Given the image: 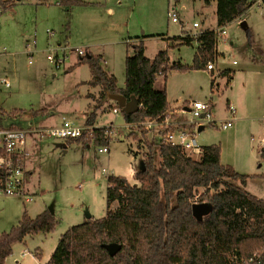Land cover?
I'll return each mask as SVG.
<instances>
[{
	"label": "rangeland",
	"instance_id": "374dc122",
	"mask_svg": "<svg viewBox=\"0 0 264 264\" xmlns=\"http://www.w3.org/2000/svg\"><path fill=\"white\" fill-rule=\"evenodd\" d=\"M9 1L5 11L0 9V50L6 48V52L0 54V78L7 77L11 84L6 87L0 81V122L4 126H25L28 121L45 126L58 123L63 117L86 121L93 108L92 105L83 114L89 100L87 94L94 92L86 84L90 79L89 65L77 64L79 56L69 52L65 66L57 69L46 60L50 46L68 43L69 47L83 48L85 53L101 56V66L115 75L118 87H123L125 57L132 54L131 45L138 36H145V52L152 57L155 49L151 44L156 42L157 34L172 37L185 33L170 21L168 11L172 8L188 29L194 21L203 28L219 29L215 1L206 5L204 0H84L85 4L71 6L68 10L57 5L56 0ZM109 9L112 12H108ZM5 15L9 18L2 20ZM242 17L221 27L226 34L218 35L216 58L212 63L216 66L214 73L221 65L232 67L236 76L245 73L234 78L235 94L217 88L211 92L212 73L205 67L169 68L166 81L164 75L159 74L154 84L156 89H166L168 104L187 120L192 119V115L182 111L186 101L211 98V119L204 121V129L196 133L202 146L221 144L219 140L227 135L229 130L219 128L218 124L228 113V102L235 106L238 103L235 96L247 110V117H253L251 132L257 135V128L264 126V3L255 2ZM243 20L246 26L241 25ZM47 30L53 33L49 35ZM169 41L167 64L179 61L191 65L197 42ZM31 50L32 63H28L27 52ZM216 81H220L218 76ZM113 106L114 101H104L96 111L99 123L92 124L114 127V134L106 144L108 152H99L102 145L89 142V137L67 144L65 152L51 140H31L33 144H28L27 182L36 193L28 203L18 196L0 195V233L16 226L24 211L35 217L51 207L56 225L49 233L27 234L22 241L15 242L6 264H45L60 235L70 226L87 220V213L95 219L105 216L109 175L124 176L131 184L137 183L134 173L146 159L147 143L154 138L163 140L166 128L163 125L143 129L136 124L125 127L122 111L113 113ZM250 129L249 123L246 126L248 138ZM121 135L125 137L120 138ZM87 143L89 147L85 146ZM191 155L199 157L198 152ZM260 163V176L249 182L248 191L264 198V155L258 158L257 165ZM116 207L118 202L114 201L109 208Z\"/></svg>",
	"mask_w": 264,
	"mask_h": 264
},
{
	"label": "trees",
	"instance_id": "16d2710c",
	"mask_svg": "<svg viewBox=\"0 0 264 264\" xmlns=\"http://www.w3.org/2000/svg\"><path fill=\"white\" fill-rule=\"evenodd\" d=\"M255 1L215 0L217 28L243 18ZM9 3L0 0V9L5 11ZM85 3L59 0L67 9ZM218 33V29H206L196 37H169L184 44L192 40L198 43L191 65L179 61L168 65L167 49H159L149 57L144 39L137 40L131 45L132 54L125 57L123 87H118L116 77L101 66V56L90 52L79 56L77 64L89 65L90 79L86 84L100 90L98 97L91 95L94 104L85 123H95L96 111L110 93L122 94L127 100L135 98L140 104L131 114L122 112L125 122L140 124L162 119L169 104L166 89L154 87L157 76L162 74L166 80L169 68L197 69L212 63ZM231 72L221 71L227 84ZM92 131L93 139L83 136L66 143L87 139L106 146L110 140L108 128L94 127ZM146 148L145 169L138 168L134 173L137 183L131 184L124 176L109 175L105 216L70 226L60 235L45 264H264V199L245 188L247 179L253 176L223 164L219 144L202 146L198 158L156 138ZM114 201L118 207L109 208ZM195 202L209 204L200 218L192 213ZM55 225L49 208L35 217L24 211L16 226L0 233V264H6L15 242L27 234L49 233ZM112 242L121 246L114 255L104 247Z\"/></svg>",
	"mask_w": 264,
	"mask_h": 264
},
{
	"label": "built area",
	"instance_id": "2783aa9c",
	"mask_svg": "<svg viewBox=\"0 0 264 264\" xmlns=\"http://www.w3.org/2000/svg\"><path fill=\"white\" fill-rule=\"evenodd\" d=\"M257 3H264V0H256ZM59 3V0H57ZM169 19L172 23L177 24V28L180 32H185L193 37L198 36L204 31L201 28L199 22L194 21L191 25V29H188L180 21L178 13L172 8L169 11ZM242 20V19H238ZM219 36H224L226 30L220 28ZM48 34L51 35L53 32L47 30ZM6 48L0 50V54L5 53ZM69 52H74L77 56L85 55V50L83 48H72L69 47L68 43L63 46L61 44L55 47L50 46L47 50L46 60L55 66V68L60 69L65 66V61L68 58ZM28 63H32L33 50L27 52ZM207 69H213L212 63L206 65ZM0 81L4 86L10 87V81L7 77H1ZM140 106V104H138ZM121 109L115 104L112 107L113 113H118ZM227 111L229 117L225 120H220L218 127L221 129H228L233 126L236 107L233 103H228ZM190 112L192 119L189 122L192 128L177 127L173 129H168L165 126V134L163 136V141L171 145L180 146L187 153H192L199 150V143L196 139V132L198 127L205 123L204 121H209L211 119V105L209 101H193L190 105ZM204 114V117L201 115ZM165 121V120H164ZM156 123V120H146L140 124L143 129H151ZM132 124V123H130ZM163 126V124L160 123ZM96 126L88 125L85 122H77L68 117H63L60 123L52 126H36L32 122H28L25 126H4L0 123V195L4 196H18L22 198L24 202H29L34 199V194L28 190L27 187V158L30 155L28 144L32 142H38L41 140H51V141H62L66 143L69 139H76L80 137H89L91 139L93 136V128ZM107 135L110 137L114 134V127L107 126ZM264 140H261L263 145ZM99 152H108V147L100 146L98 148ZM247 264V263H245Z\"/></svg>",
	"mask_w": 264,
	"mask_h": 264
},
{
	"label": "crops",
	"instance_id": "0c3cea01",
	"mask_svg": "<svg viewBox=\"0 0 264 264\" xmlns=\"http://www.w3.org/2000/svg\"><path fill=\"white\" fill-rule=\"evenodd\" d=\"M214 1L215 0H211L209 3H206L204 1V3L206 5H211L212 3H214ZM56 4L60 5L59 3H57V0H56ZM68 9L66 8V10H68ZM182 9H184V7ZM175 11L177 12L176 9H175ZM108 12H112V11L109 9ZM168 16H169V11H168ZM7 18H9V16L5 15L2 20H5ZM200 26H201V24H200ZM201 28L204 29V30L210 29V28H203V27H201ZM143 31L144 30H142V32ZM181 34L178 33L177 35H181ZM183 34H185V33H183ZM152 36H154V35H152ZM156 36H157L156 42H152V44H151V47L153 49H155V53L159 49H168L169 45H170V41H169L170 38L167 35H164V34H157ZM143 37H145V36H141V37L138 36L137 40L144 39ZM197 46H198V43H197ZM215 58H216V56H215ZM75 62H73L70 65H73ZM104 63H106L105 60H104ZM233 64H235V60H233ZM213 66H214V68L216 67L215 65H213ZM205 68H206V66H205ZM214 68L213 69H207L206 68V70L211 71V73H212L211 74V79H210L211 92H213V90L215 88H217V89H222V90L223 89H227V90H230V92L232 91V93H234L233 86H232L233 82H234V78L236 79V77L238 75L244 76L242 74H245V73L241 72V73H238L237 76H236V74L234 75L235 71H234V69L232 67H230V66L224 67V65L219 66L217 68V72L214 73ZM225 69L232 71L231 72L232 77H231V80L229 82V86L227 84V77L224 76V75H221V71H223ZM110 73H112V72L110 71ZM217 76L219 77L220 81H216ZM157 78H159V76ZM222 83H224V85ZM124 84H125V82H124ZM240 86H242V88H243L244 87V83L241 82ZM90 87H92V86H90ZM92 88L94 89V92H88V94H87V98L89 100L87 102V106H86L87 108L84 109V113H83L84 115L87 113L89 107H91L94 104V100L92 99L91 95H93L95 97H98L99 94H100L99 87H92ZM235 98L238 101L236 106H235V104L233 102H231L236 107L235 118H234L235 120H234L233 126L228 128V129H224V130H229V131L227 132V135L225 136V138L223 140H219L220 143H221V144H219L221 146V162L223 164L231 165L235 169V171H237L238 173L253 176V177H249L247 179V183H246L245 188H247V190H248L249 182L251 180H254L255 178L260 176L259 168L261 167L262 164L261 163L259 165H257V164H258V158L261 157V155H262V150L264 151V142H263V145L261 143V140L262 139L264 140V126H259L257 128V130H256V134L257 135L252 133L251 131L253 130V127H252L253 117H251V118L247 117V113H248L247 110L245 108H243L240 99L237 96H235ZM110 100L111 99L107 98L105 100V102H108ZM206 101H209V103L211 105V111H212L213 103H212L211 98L207 99ZM192 102L191 101H186V103L183 104V106H182L183 113L186 112V113H190L191 114L190 105H191ZM228 103H230V102H228ZM115 104H116V102H115ZM226 110H227V106H226ZM226 112H228V111H226ZM183 115L184 114H178V112H176L175 109L171 105H169V109H168L167 113L165 114V116L162 119L156 120V123H154L156 125H153L152 127L160 128L162 126V125H160V123L163 124V125L166 123L167 124L166 127L168 126L169 129H171V127H173V128H177V127L192 128L193 126L191 127L190 124H189L191 119L187 120L185 118V116H183ZM228 117H229V113H227V115L222 120H225ZM28 122H32V121H28ZM58 123H60V121ZM58 123H54V124L47 125V126L57 125ZM95 123H99L98 117L96 118ZM125 123H126L125 127L126 126L128 127V125L130 124V123H127V122H125ZM249 123H250V126H251V129H250L251 134L249 135L250 137L248 138V132L246 130V126ZM202 125H203L202 129L197 130V132H200V131H202L204 129V127H205L204 123ZM105 127H107V126H105ZM227 136H229V138H227ZM123 137H125V136L121 135L120 138H123ZM254 142H255V145H254ZM59 143H64V142L57 140V141L54 142V146L63 148L64 152H65L66 149H67V143H66L65 147L59 146L58 145ZM31 144H33V143H31ZM34 144H36V143H34ZM85 146L89 147V143H87ZM199 147H200L199 150L195 151V152H198V154H200V149H201L202 145L199 144ZM225 153H227V156L225 155ZM225 156L227 157L226 160H225ZM27 169H28V167H27ZM28 178H29V169H28V174H27V181H28ZM27 187H28V190L35 195L36 192L34 190L32 191L30 189L32 187H30V185H28V182H27ZM258 198H261V197H258ZM262 199H264V198H262Z\"/></svg>",
	"mask_w": 264,
	"mask_h": 264
},
{
	"label": "water",
	"instance_id": "95a60500",
	"mask_svg": "<svg viewBox=\"0 0 264 264\" xmlns=\"http://www.w3.org/2000/svg\"><path fill=\"white\" fill-rule=\"evenodd\" d=\"M241 25H245V22L241 23ZM107 98L115 101L117 106L121 109V111L126 114H131L139 108V105L135 98H131L130 100H127L124 95L118 93H110ZM201 117H204V114H202ZM202 127L203 125H200L198 130L202 129ZM58 145L61 147H65L66 143H59ZM139 168L140 170L145 169L143 161L140 162ZM49 209L53 213V208L51 207ZM208 209H209V204L205 202L204 203L195 202L192 204V213L196 218L202 217ZM89 218H91V215L87 213V219ZM104 247L108 250L110 255H114L121 248L119 244L114 242L105 244Z\"/></svg>",
	"mask_w": 264,
	"mask_h": 264
}]
</instances>
